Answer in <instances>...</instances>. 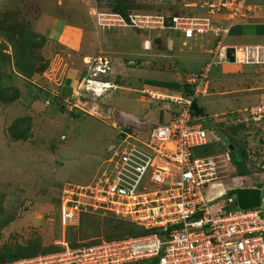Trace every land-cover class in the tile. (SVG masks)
Wrapping results in <instances>:
<instances>
[{
	"label": "rangeland",
	"instance_id": "obj_1",
	"mask_svg": "<svg viewBox=\"0 0 264 264\" xmlns=\"http://www.w3.org/2000/svg\"><path fill=\"white\" fill-rule=\"evenodd\" d=\"M107 8L187 10L177 0H0V264L15 255L57 250L63 241L74 247L135 232L138 227L130 220H115L103 210L88 211L93 215L80 212L72 226H63L57 197L62 188L88 185L104 169L110 170L109 150L122 141L118 122L124 116L130 125L126 142L134 144L160 118H169L164 104L151 103L139 93L146 79H178L185 84L213 56L209 36L184 42L158 31L99 26L93 12ZM44 14L77 20V26L91 32L94 56L107 59L110 65L99 78L110 80L114 88L98 96L91 92H84L80 99L67 96V102L46 90L51 64L64 55V47L49 31L41 30L38 19ZM229 42L244 43L240 38ZM231 67H223L222 72L212 67L216 86L211 89L221 94L199 100L206 111L208 142L194 154L212 161L214 179L204 186L203 194L210 198L224 191L215 202L232 196L229 188L253 185H261L264 198V120L230 123L218 119L229 109L260 102L249 99L228 106L227 96L238 97L241 86L249 85L242 80L225 82L223 77ZM242 69V75L264 86L263 67ZM86 72L83 67L82 77ZM234 208L235 202L224 210Z\"/></svg>",
	"mask_w": 264,
	"mask_h": 264
},
{
	"label": "built area",
	"instance_id": "obj_2",
	"mask_svg": "<svg viewBox=\"0 0 264 264\" xmlns=\"http://www.w3.org/2000/svg\"><path fill=\"white\" fill-rule=\"evenodd\" d=\"M180 2L187 8L184 12H93L99 26L160 33L172 30L184 42L210 35L215 37L216 48L201 70L186 79L188 94L182 89L145 83L139 93L151 103L164 104L169 118L134 144L126 142L130 125L123 115L125 119L118 122L122 141L110 148L107 158L112 164L110 170L104 169L88 185L62 188L57 197L63 226L71 224L80 212L103 210L130 220L146 232L76 247L63 241L57 250L2 264H264V208L243 209L236 205L225 211L226 205L235 202L234 195L215 202L224 191L210 198L203 194L204 186L214 179V166L209 158L194 154L197 147L208 142V135L204 127L206 115L191 112L193 99L207 86L216 57L225 56L223 37L233 23L250 15L252 5L248 0ZM218 15L227 17V27L216 23L214 17ZM262 55L261 47H244L235 50L234 59L260 63ZM108 68L107 59L88 60L76 98L80 99L84 92L100 95L114 88L113 83L99 78ZM218 116L219 122H260L264 120V100Z\"/></svg>",
	"mask_w": 264,
	"mask_h": 264
},
{
	"label": "crops",
	"instance_id": "obj_3",
	"mask_svg": "<svg viewBox=\"0 0 264 264\" xmlns=\"http://www.w3.org/2000/svg\"><path fill=\"white\" fill-rule=\"evenodd\" d=\"M248 1L252 5V12L245 19L237 21L230 26L229 32L222 39V46H224L225 48V56L216 57L215 59L216 64L214 65L216 66V68L219 69L220 72H222L223 67L227 68V66L229 65L232 66L230 70L227 71L225 70L226 72H230L229 75H226V78L223 77V80H225V82L232 83L233 81L237 82L240 80L244 81L245 83L249 82V85L243 84L244 86L243 85L241 86L240 89H242V92L238 97L227 96L225 102L229 104L228 106H234V107L247 102L249 99H254L260 102L264 100V88H262L264 86L261 85L263 82L260 84L258 83L257 80L256 83L252 81L251 76L242 75L243 66L249 65L255 67L258 65V67L264 68V0H248ZM64 18L51 17L44 14L38 19L39 25H41V30L49 31L48 32L49 35L52 38H55L57 41L59 40L58 44L64 47L63 48L64 55L55 59V61L51 64L52 68L50 69L52 71V74L51 76H49L48 79L49 81L48 86H50L49 87L50 89L46 88V90H51L49 92L53 93L54 95H61L63 100H65L67 96H72L74 98V94L77 92L76 82L78 83L79 81L78 79H80L83 75L82 74L83 67L87 69L88 60H94L95 58L100 57V56L97 57L94 56V52L96 48L92 46L91 35H90L91 32H88L84 28L77 26V24L75 23V21L77 20H71V18H67V19ZM214 20L222 27H227L229 24L228 19L225 15H218L214 17ZM204 36L211 37L213 49L216 48V44L214 43L215 37L210 35H204ZM235 38H240L242 41H244V43L234 44L229 42L230 39H235ZM254 46L261 47L263 50L261 63H254V62L246 63L244 61L240 62L239 60H235L237 59V57H235L233 61H229V59L227 58L226 50L228 48H233L235 52V50L238 48L254 47ZM108 69H110V65ZM232 75L234 77H227ZM262 78H263L262 80L264 81V76ZM156 80H162V79H156ZM177 80L178 79L163 80V81L176 82L181 84V82ZM144 84L145 82L143 83V85ZM147 84H151V83H147ZM151 85L158 86L157 84H151ZM211 85H213L214 87L216 86L211 80V75H210L205 90L197 98L198 104L200 107L203 108V110L204 107L203 105H201L202 103L199 101L200 99H203L205 97L217 96V94H221L220 92H215V90L213 91L211 89ZM245 107L247 106L244 105V107L229 109L228 111L241 110ZM162 118L159 119V123L165 121L164 118L163 119ZM244 187H257L261 189V193H262L261 185L244 186ZM261 203H264L263 197L261 199Z\"/></svg>",
	"mask_w": 264,
	"mask_h": 264
},
{
	"label": "trees",
	"instance_id": "obj_4",
	"mask_svg": "<svg viewBox=\"0 0 264 264\" xmlns=\"http://www.w3.org/2000/svg\"><path fill=\"white\" fill-rule=\"evenodd\" d=\"M177 1L179 3H181L180 0H177ZM107 9H111V10H114V11H118V12H121L122 14H126L127 12L132 11V10H140V11H148V12H150V10L140 9V8H132V9L129 8L128 10L125 9V10H122V11L121 10H117L115 8L114 9L113 8H107ZM177 12L178 11H174V12H170V13H177ZM162 33H163L164 36H167L168 35V36H173V37L177 38V36L174 34V32L172 30H166V31H163ZM145 83L157 84V85H160V86H167L169 88H174V89H182L187 94L190 92V87L187 84H180V83H176V82H168V81L156 80V79H146ZM61 101L64 102V100H63L62 97H61ZM191 112L195 116H204V115H206V113L203 110V108L199 106L198 101H197V98L196 99H193V101L191 103ZM204 146H206V145H204ZM86 214L93 215V213H91V212H86ZM110 215H112V214H110ZM112 217H115V216L112 215ZM115 218H116L115 220H122L121 218H117V217H115ZM122 221H125V220H122ZM128 222H130V221H128ZM130 223H132V222H130ZM132 224H134V223H132ZM72 225L73 224L71 223V224H67L66 226L67 227H70ZM134 225L137 226L138 229H135V232H133V233H144V232H146V230H144L142 227H140V226H138L136 224H134ZM133 233H131V234H133ZM125 235L126 234L120 235V236L119 235L116 236L115 234L114 235H109V236L100 237L99 239H96V240H93V241H88V242H85V243L79 244V245L91 244V243L96 242V241H99L101 239H111V238L122 237V236H125ZM74 247H76V246H74ZM29 256H31V255H29ZM20 257H27V256H18L17 257V255H15L10 260H13V259H16V258H20ZM10 260H8V261H10ZM8 261H6V262H8Z\"/></svg>",
	"mask_w": 264,
	"mask_h": 264
},
{
	"label": "water",
	"instance_id": "obj_5",
	"mask_svg": "<svg viewBox=\"0 0 264 264\" xmlns=\"http://www.w3.org/2000/svg\"><path fill=\"white\" fill-rule=\"evenodd\" d=\"M226 55L229 61H233L234 50L233 48H228L226 50ZM229 195L235 196V204L243 209L254 208L261 206L262 193L261 189L257 187H237L231 188L228 191Z\"/></svg>",
	"mask_w": 264,
	"mask_h": 264
},
{
	"label": "bare ground",
	"instance_id": "obj_6",
	"mask_svg": "<svg viewBox=\"0 0 264 264\" xmlns=\"http://www.w3.org/2000/svg\"><path fill=\"white\" fill-rule=\"evenodd\" d=\"M96 96H98V95H96ZM212 185H214V184H212Z\"/></svg>",
	"mask_w": 264,
	"mask_h": 264
}]
</instances>
